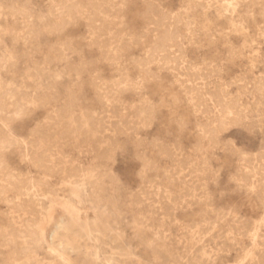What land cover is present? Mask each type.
Returning <instances> with one entry per match:
<instances>
[{
  "label": "rangeland",
  "instance_id": "374dc122",
  "mask_svg": "<svg viewBox=\"0 0 264 264\" xmlns=\"http://www.w3.org/2000/svg\"><path fill=\"white\" fill-rule=\"evenodd\" d=\"M263 28L264 0H0V264H264Z\"/></svg>",
  "mask_w": 264,
  "mask_h": 264
},
{
  "label": "bare ground",
  "instance_id": "6f19581e",
  "mask_svg": "<svg viewBox=\"0 0 264 264\" xmlns=\"http://www.w3.org/2000/svg\"><path fill=\"white\" fill-rule=\"evenodd\" d=\"M53 2V1H52ZM184 2H186V1H184ZM257 2V1H256ZM63 5V4H62ZM250 5V4H249ZM246 6V5H245ZM58 7V6H57ZM65 7V6H64ZM67 7V6H66ZM112 7V6H111ZM183 7V6H182ZM249 7V6H248ZM53 8H55V6L53 7ZM59 9V8H58ZM73 10V9H72ZM57 11V10H56ZM61 11H62V9H61ZM60 11V12H61ZM246 11V10H245ZM17 12V11H16ZM184 12V11H183ZM18 13V12H17ZM249 13H250V11H249ZM16 15V14H15ZM226 15V14H225ZM59 16H60V14H59ZM162 16V15H161ZM204 16V15H203ZM20 17V16H19ZM158 17V16H157ZM202 17V16H201ZM247 17V16H246ZM182 18V17H181ZM157 19V18H156ZM179 19V18H178ZM177 19V20H178ZM177 22V21H176ZM188 25V24H187ZM57 26V25H56ZM154 26V25H153ZM33 27V26H32ZM195 27V26H194ZM217 27V26H216ZM178 29V28H177ZM264 29V28H263ZM5 30V29H4ZM163 30V29H162ZM164 30H165V27H164ZM255 30V29H254ZM174 31V30H173ZM264 31V30H263ZM19 32V31H18ZM111 35V34H110ZM18 36V35H17ZM165 36V35H164ZM16 37V36H15ZM113 37V36H112ZM156 37V36H155ZM191 37V36H190ZM177 38V37H176ZM181 38V37H180ZM179 38V39H180ZM117 39V38H116ZM189 39V38H188ZM177 40V39H176ZM191 40V39H190ZM178 42V41H177ZM113 43V42H112ZM169 43V42H168ZM182 43V42H181ZM191 43V42H190ZM118 44V43H117ZM181 45V44H180ZM159 46V45H158ZM5 47V46H4ZM182 48V47H181ZM64 50V49H63ZM182 50V49H181ZM233 50V49H232ZM231 52V51H230ZM110 56V55H109ZM164 56V55H163ZM227 57H228V55H227ZM175 58H177V57H175ZM234 58V57H233ZM154 59V58H153ZM182 59V58H181ZM227 59V58H226ZM119 60V59H118ZM164 60V59H163ZM166 60V59H165ZM176 60V59H175ZM183 60V59H182ZM230 60V59H229ZM147 62V61H146ZM175 62V61H174ZM209 63V62H208ZM206 64V63H205ZM163 65V64H162ZM175 67V66H174ZM203 67V66H202ZM169 69V68H168ZM220 69V68H219ZM191 70V69H190ZM195 70V69H194ZM221 70V69H220ZM170 71V70H169ZM178 71V70H177ZM174 72H176V71H174ZM189 72V71H188ZM214 72V71H213ZM187 73V72H186ZM207 73V72H206ZM176 74H178V72L176 73ZM203 74V73H202ZM208 74V73H207ZM220 74V73H219ZM198 75H201V74H198ZM210 77V76H209ZM121 78V77H120ZM189 78V77H188ZM246 78V77H245ZM177 80V79H176ZM257 80V79H256ZM205 81V80H204ZM247 83V82H246ZM111 84V83H110ZM183 84V83H182ZM121 85V84H120ZM180 85V84H179ZM246 85V84H245ZM260 85V84H259ZM250 86H251V84H250ZM138 87V86H137ZM187 87V86H186ZM192 87V86H191ZM106 88V87H105ZM108 88V87H107ZM125 88H127V87H125ZM104 89V88H103ZM207 89H208V87H207ZM107 90V89H106ZM191 90H195V89H191ZM245 90V89H244ZM256 90V89H255ZM259 90V89H258ZM262 90V89H261ZM186 91V90H185ZM219 91V90H218ZM106 92V91H105ZM113 92V91H112ZM187 92H188V90H187ZM198 93V92H197ZM215 93H216V91H215ZM243 93H244V91H243ZM190 94V93H189ZM217 94V93H216ZM258 94V93H257ZM106 95H107V93H106ZM209 95H210V93H209ZM215 95V94H214ZM218 95V94H217ZM252 95V94H251ZM47 96V95H46ZM108 96H110V95H108ZM227 96V95H226ZM16 97V96H15ZM20 97H21V95H20ZM25 97V96H24ZM190 97V96H189ZM221 97V96H220ZM251 97V96H250ZM259 97V96H258ZM24 99V98H23ZM27 99V98H26ZM104 99H106V98H104ZM111 99V98H110ZM2 100V99H1ZM114 100V99H113ZM222 100V99H221ZM231 100V99H230ZM253 100V99H252ZM195 101V100H194ZM201 101V100H200ZM215 101V100H214ZM220 101V100H219ZM218 101V102H219ZM239 101V100H238ZM224 102V101H223ZM257 102V101H256ZM5 103V102H4ZM19 103V102H18ZM229 103H232V102H229ZM237 103V102H236ZM2 104V103H1ZM3 105V104H2ZM197 105V104H196ZM4 106V105H3ZM2 106V107H3ZM144 106V105H143ZM243 106V105H242ZM70 107V106H69ZM68 107V108H69ZM142 107V106H141ZM16 108H17V106H16ZM15 108V109H16ZM222 108H223V105H222ZM260 108V107H259ZM7 109V108H6ZM139 109V108H138ZM144 109V108H143ZM230 109V108H229ZM232 109V108H231ZM230 109V110H231ZM13 110V109H12ZM18 110V109H17ZM69 110V109H68ZM141 110V109H140ZM150 110V109H149ZM2 111V110H1ZM5 111V110H4ZM143 111V110H142ZM216 111V110H215ZM220 111V110H219ZM222 111V110H221ZM224 111H225V108H224ZM226 111H227V109H226ZM17 112V111H16ZM65 112V111H64ZM144 112H145V109H144ZM238 112V111H237ZM257 112V111H256ZM18 113V112H17ZM66 113V112H65ZM212 113V112H211ZM243 113V112H242ZM138 114V113H137ZM143 114V113H142ZM223 114V113H222ZM241 114V113H240ZM227 115V114H226ZM140 116V115H139ZM234 116H236V115H234ZM244 116V115H243ZM258 116V115H257ZM72 117V116H71ZM58 118H59V116H58ZM87 118V117H86ZM228 118V117H227ZM233 118V117H232ZM240 118V117H239ZM1 119V118H0ZM63 119V118H62ZM149 120V119H148ZM225 120V119H224ZM227 120V119H226ZM237 120V119H236ZM60 121V120H59ZM221 121V120H220ZM231 121V120H230ZM207 122V121H206ZM213 122V121H212ZM219 122V121H218ZM222 122V121H221ZM220 122V123H221ZM68 123V122H67ZM86 123V122H85ZM207 123H209V122H207ZM204 125V124H203ZM207 125V124H206ZM218 126V125H217ZM231 126V125H230ZM209 127V126H208ZM207 127V128H208ZM70 128V127H69ZM204 128V127H203ZM205 128H206V126H205ZM72 129V128H71ZM74 129V128H73ZM220 129V128H219ZM223 129H224V127H223ZM208 131H211V130H208ZM8 132V131H7ZM76 132V131H75ZM216 132V131H215ZM206 133V132H205ZM77 135H78V133H77ZM216 136V135H215ZM2 140V139H1ZM213 142V141H212ZM5 144V143H4ZM1 146V145H0ZM175 147V146H174ZM182 153V152H181ZM263 153V152H262ZM247 155V154H246ZM47 156V155H46ZM178 156V155H177ZM252 156V155H251ZM262 156V155H261ZM241 157V156H240ZM261 158V157H260ZM244 159V158H243ZM249 160V159H248ZM257 160V159H256ZM260 160V159H259ZM195 161V160H194ZM245 161V160H244ZM37 162V161H36ZM240 162H242V161H240ZM246 162H247V160H246ZM205 163V162H204ZM248 163H250V162H248ZM251 163H252V161H251ZM191 164V163H190ZM1 165V164H0ZM239 165V164H238ZM263 165V164H262ZM42 166V165H41ZM245 166V165H244ZM44 167V166H43ZM202 167H204V166H202ZM240 167V166H239ZM249 167V166H248ZM252 168V167H251ZM264 168V167H263ZM43 169V168H42ZM65 170V169H64ZM239 170V169H238ZM258 171H259V169H257ZM261 171L263 170V169H260ZM44 171V170H43ZM47 171V170H46ZM201 171H203L202 169H201ZM244 171V170H243ZM257 171V172H258ZM264 171V170H263ZM177 172V171H176ZM254 172V171H253ZM253 172H251V173H253ZM260 172V171H259ZM258 172V173H259ZM49 173V172H48ZM60 173V172H59ZM258 173H256V174H258ZM3 174V173H2ZM248 174V173H247ZM261 174V173H260ZM255 175V174H254ZM264 175V174H263ZM262 175V176H263ZM5 176V175H4ZM72 176V175H71ZM250 176V175H249ZM6 177V176H5ZM68 177V176H67ZM239 177V176H238ZM254 177V176H253ZM81 178V177H80ZM262 178V177H261ZM10 179V178H9ZM247 180V179H246ZM10 181V180H9ZM62 181V180H61ZM252 181V180H251ZM45 182V181H44ZM247 182V181H246ZM249 183H251L250 181H249ZM260 183V182H259ZM22 184V183H21ZM45 184V183H44ZM252 185V184H251ZM256 185V184H255ZM23 186V185H22ZM12 187V186H11ZM18 187V186H17ZM16 187V200H15V203H16V205L18 206V209L25 215V214H27V209L28 208H30L31 207V203H32V199L30 198L29 199V197L31 196V194L29 193V191L28 190H25L24 192L20 189V188H17ZM26 187V186H25ZM3 189V188H2ZM164 189V188H163ZM256 189H257V187H256ZM50 190V189H49ZM249 190V189H248ZM262 190V189H261ZM264 190V189H263ZM2 191V190H1ZM11 191H13V190H11ZM14 191V192H15ZM47 191V190H46ZM52 191V190H51ZM188 191V190H187ZM251 191H253V190H251ZM1 194V193H0ZM5 194V193H4ZM34 194V193H33ZM47 194V193H46ZM183 194V193H182ZM185 194H186V192L184 193V196H185ZM178 195V194H177ZM188 195H189V191H188ZM193 196V195H192ZM163 197V196H162ZM253 197V196H252ZM261 197V196H260ZM78 198L79 197H75V201L78 203ZM183 198V197H182ZM4 199V198H3ZM74 199V198H73ZM174 199V198H173ZM184 199V198H183ZM12 201V200H11ZM261 201V200H260ZM28 202V203H27ZM101 202V201H100ZM262 202V201H261ZM12 204H13V202H12ZM14 205V204H13ZM40 206V205H39ZM14 210H15V208H14ZM18 210V211H19ZM21 212H19V214L21 213ZM13 213V212H12ZM11 213V214H12ZM20 216H21V214H20ZM16 217V216H15ZM14 217V218H15ZM16 219V218H15ZM13 220V219H12ZM25 220V219H24ZM14 221H16V220H14ZM22 222H23V220H22ZM25 222V221H24ZM28 222V221H27ZM30 222V221H29ZM216 222V221H215ZM16 223H18L17 221H16ZM21 223V222H20ZM32 223V222H31ZM25 224V223H24ZM12 225V224H11ZM26 225H27V223H26ZM199 225V224H198ZM14 226V225H13ZM236 226V225H235ZM258 226V225H257ZM11 227V226H10ZM9 227V228H10ZM210 228V227H209ZM241 228V227H240ZM243 228V227H242ZM241 228V229H242ZM7 229V228H6ZM201 229H202V227H201ZM238 229V228H237ZM209 230V229H208ZM11 232H12V230H10ZM18 231V230H17ZM24 231V230H23ZM205 231V230H204ZM240 232V231H239ZM3 233V232H2ZM5 233V232H4ZM25 233V232H24ZM233 233V232H232ZM10 234V233H9ZM18 234V233H17ZM35 234V233H34ZM257 234V233H256ZM12 235V234H11ZM241 235V234H240ZM50 236H51V234H50ZM18 237V236H17ZM27 237V236H26ZM15 238V237H14ZM256 238V237H255ZM264 238V237H263ZM141 239V238H140ZM259 240V239H258ZM9 242V241H8ZM193 242V241H192ZM4 243H6V242H4ZM195 243H196V241H195ZM12 244V243H11ZM252 245V244H251ZM14 247V246H13ZM34 248V247H33ZM13 249V248H12ZM28 255V254H27Z\"/></svg>",
  "mask_w": 264,
  "mask_h": 264
}]
</instances>
